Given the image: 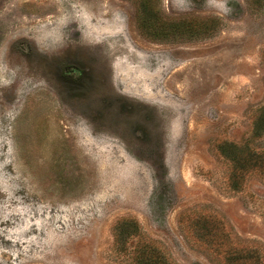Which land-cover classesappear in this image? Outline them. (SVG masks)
Segmentation results:
<instances>
[{
    "label": "rangeland",
    "instance_id": "1",
    "mask_svg": "<svg viewBox=\"0 0 264 264\" xmlns=\"http://www.w3.org/2000/svg\"><path fill=\"white\" fill-rule=\"evenodd\" d=\"M263 117L264 0H0V264H264Z\"/></svg>",
    "mask_w": 264,
    "mask_h": 264
},
{
    "label": "trees",
    "instance_id": "2",
    "mask_svg": "<svg viewBox=\"0 0 264 264\" xmlns=\"http://www.w3.org/2000/svg\"><path fill=\"white\" fill-rule=\"evenodd\" d=\"M261 122L264 123V117L261 120ZM127 224L124 225V223L118 227L117 229V242L124 240L126 237H134L138 234V225L136 223V228L133 230L126 229ZM156 249L153 247L145 246L141 250H139V253L137 255V264H157L159 261V258L156 253ZM160 263V261H159Z\"/></svg>",
    "mask_w": 264,
    "mask_h": 264
}]
</instances>
